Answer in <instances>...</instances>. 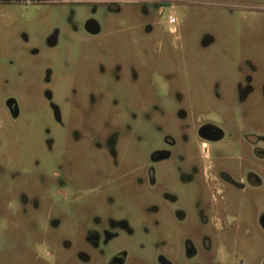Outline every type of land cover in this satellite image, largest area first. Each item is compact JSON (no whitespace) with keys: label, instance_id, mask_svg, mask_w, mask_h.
<instances>
[{"label":"rangeland","instance_id":"374dc122","mask_svg":"<svg viewBox=\"0 0 264 264\" xmlns=\"http://www.w3.org/2000/svg\"><path fill=\"white\" fill-rule=\"evenodd\" d=\"M11 3L0 264H262L264 0ZM204 123L224 134L206 152Z\"/></svg>","mask_w":264,"mask_h":264},{"label":"flooded vegetation","instance_id":"af4514ba","mask_svg":"<svg viewBox=\"0 0 264 264\" xmlns=\"http://www.w3.org/2000/svg\"><path fill=\"white\" fill-rule=\"evenodd\" d=\"M4 1L12 2L10 5L15 6V7L26 8L28 4H31V3H43L44 4L48 0H4ZM91 25L97 29L96 34H91L88 32L87 28L88 26H91ZM84 30L87 34L93 35V36L97 35L99 32L98 25L93 20H88L87 22H85ZM5 106H6V109L9 115L12 118H16L18 115V110H17L15 102L13 100H7L5 102ZM196 133H197L198 139L201 142L202 148L204 149V152H206V150L209 148V144H213L215 142L220 141L224 136L223 132L219 128H217L216 126L210 123H204V124L199 125L196 129ZM159 158L160 160H162L163 156H159ZM246 182L251 187H256L259 184L258 179L255 177L254 174H251V173L247 175ZM260 224L262 228L264 229V218L260 220ZM97 231L99 230H96V229L86 230V228L83 229V232L85 235V237L83 238V243H82L83 248L90 250L92 252H95V253L98 251L97 241L99 239V233ZM42 256H48V254L47 253L46 254H42V253H32L31 254L32 259L37 261V263L48 264V261L45 258H42ZM79 256L82 258L81 259L82 261H87V257H86L87 255L83 254V252L79 254ZM123 262H124L123 255L117 254L113 256V258H111L109 264H123Z\"/></svg>","mask_w":264,"mask_h":264},{"label":"water","instance_id":"95a60500","mask_svg":"<svg viewBox=\"0 0 264 264\" xmlns=\"http://www.w3.org/2000/svg\"><path fill=\"white\" fill-rule=\"evenodd\" d=\"M88 32L91 33V34H96L97 33V29L95 27H93L92 25L91 26H88ZM264 264V262H263Z\"/></svg>","mask_w":264,"mask_h":264},{"label":"built area","instance_id":"2783aa9c","mask_svg":"<svg viewBox=\"0 0 264 264\" xmlns=\"http://www.w3.org/2000/svg\"><path fill=\"white\" fill-rule=\"evenodd\" d=\"M170 22H173V19H171Z\"/></svg>","mask_w":264,"mask_h":264}]
</instances>
